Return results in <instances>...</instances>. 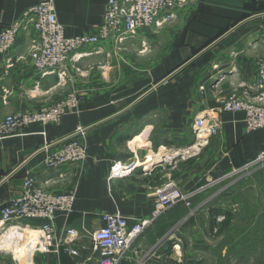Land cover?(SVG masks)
Wrapping results in <instances>:
<instances>
[{
  "label": "crops",
  "instance_id": "obj_1",
  "mask_svg": "<svg viewBox=\"0 0 264 264\" xmlns=\"http://www.w3.org/2000/svg\"><path fill=\"white\" fill-rule=\"evenodd\" d=\"M39 1L0 0V26L12 23ZM106 1L53 0L57 20L68 36L91 32L99 25ZM263 12L264 0H187L175 20L161 27L164 36L152 33L156 28H144L119 49L110 43L88 47L91 53L82 58L81 73L72 75L71 83L79 89L78 111H67L56 123H31L0 137V182L8 177L0 185V206L20 196L29 174L49 192H73L68 219L58 214L54 225L57 230L66 226L78 233L69 244L77 255L63 249L31 251L26 244L33 246L36 233L23 226L25 221L16 224L29 232L24 239L0 241V264H95L89 233L103 226L102 216H149L155 190L169 180L186 191L230 173L221 181L239 190L240 211L248 200L255 205L262 201L263 206L257 204L253 213L264 223V163L232 172L264 151V128L248 131L242 112L219 109V96L242 91L256 77L255 58L264 56V15L243 23L156 86L233 25ZM34 37L31 27L22 29L13 48L0 58V121L14 112H31L56 102L71 85L59 82L55 75L39 77L27 54ZM225 44L226 58L196 70L202 56ZM206 114L219 122L218 132L196 139L193 120ZM78 127L84 129L80 139L86 144L87 157L55 169L44 167L43 159L57 151L61 141L77 134ZM114 163L121 165L117 174L111 171ZM214 194L207 189L195 195L191 207L181 205L174 213L162 214L136 238L124 264H171L172 248L177 252L181 244L190 245L209 261L215 238L212 209L222 201L227 210L226 201L235 196ZM173 216L175 224L190 231L188 241L183 242L187 239L179 230L176 242L172 239L168 227ZM168 245L170 253L165 255ZM203 262L204 257H199L198 263Z\"/></svg>",
  "mask_w": 264,
  "mask_h": 264
},
{
  "label": "built area",
  "instance_id": "obj_2",
  "mask_svg": "<svg viewBox=\"0 0 264 264\" xmlns=\"http://www.w3.org/2000/svg\"><path fill=\"white\" fill-rule=\"evenodd\" d=\"M186 3L187 0H107L99 25L93 27L91 32L68 36L57 20L53 0H40L25 9L12 23L0 26V58L13 48L19 32L31 27L35 37L29 44L27 54L36 73L39 77L55 75L62 83L72 82V75L81 73L79 64L82 58L91 53L86 50L88 47L100 48L102 44L110 43L113 49H119L140 29H158L175 20ZM10 59L6 58V64L10 63ZM243 86L242 91L235 90L227 96H219V109L242 112L248 131L264 128V56L256 61L254 81ZM72 93L52 106L6 115L0 122V137L13 135L31 123H56L67 111H78L80 99ZM218 128L219 122L209 114L195 117L192 123L195 138L201 140L216 134ZM83 131L82 127H78L77 134L66 138L61 142L65 144L43 159V166L55 169L68 162L84 160L87 149L80 139ZM262 163L264 151L232 172L237 173ZM120 169L121 165L114 163L111 171L117 174ZM229 174L186 191L179 189L172 180L167 181L155 190V206L147 217L131 219L117 213L104 214L103 226L89 233L92 251L96 254L95 264H124L136 238L162 214L178 203L191 207L196 194ZM35 181L29 174L20 196L0 206V230L6 224L22 225L21 222L27 221L23 226L36 233L33 246L32 243L26 244V247L32 248L31 251L63 249L77 255V250L69 244L78 233L66 226L57 230L54 225L58 214L64 220L68 219L74 200L73 192L55 194L38 186ZM32 220L36 222L34 225L29 224Z\"/></svg>",
  "mask_w": 264,
  "mask_h": 264
},
{
  "label": "rangeland",
  "instance_id": "obj_3",
  "mask_svg": "<svg viewBox=\"0 0 264 264\" xmlns=\"http://www.w3.org/2000/svg\"><path fill=\"white\" fill-rule=\"evenodd\" d=\"M162 28L154 29L156 32L152 30V33L156 34L157 37L164 36V33L161 30ZM227 45L228 44H225L222 47L218 48L217 50L215 49L202 56V58L197 61L199 65L198 66L199 69L196 70H201L203 68L209 67L217 59L226 58L225 56L226 53L224 52V49L227 48ZM141 49L143 50V47H140L139 50ZM259 58L260 57L257 56L255 60L257 61ZM74 84L75 83H71L70 85L68 81L66 85H70V87L65 90V93L64 95H62L63 97L61 99L57 100L52 104L42 106L37 110L56 104L60 100L65 99L70 92L71 93L73 92L72 95H76L77 98H80L79 89ZM18 112H23V111H18ZM65 143L60 144V147ZM229 187L230 185L224 186L223 181L220 180L212 184L209 188H207L210 189V191L212 190L213 192H215L214 195L216 194L223 196L225 194L229 196L230 194L235 195L233 196L234 198L232 201L230 202L228 200L226 201L228 205L226 208L232 213V218L221 229L220 232L217 233L215 232L216 233L215 238L214 241L212 242L213 247H211V251L209 250L211 255L209 258L210 260L207 261V256H201V254L199 256L198 253L199 251H194V249L191 248L190 245L181 244L178 246L179 250H177V252L174 251V249L172 248V253L170 257H174L175 259L173 260L174 262L171 264H264V226H263L264 223L262 222L263 219L261 217L258 218L257 215L253 213L254 209L257 208L258 206L257 204L260 203L263 206V203L262 201H260L257 202V204L255 205L253 204L254 201L248 200V202L244 203L245 210L240 211V205H241L240 200L239 198L238 199L236 198L237 194L239 193V190L238 189L235 190ZM217 205L218 206H215V208L223 209L225 207L222 204V201L221 202L217 201ZM221 219H222L221 214L216 215L217 222L221 221ZM175 222H176L175 216L171 217L168 227V229H170L169 232H171V234L173 235L172 239L174 240V242H176L175 237L180 236V233L178 236L176 234L178 230L180 232L183 231V237L184 239L185 237L187 239V240H183V242L188 241V237L191 236L190 231L187 229L183 230L185 226L183 228L182 226L179 227L180 223L175 224ZM175 252L176 254H174ZM183 257H185V259L186 257H192V259L190 261H186ZM199 257H204L203 263H198Z\"/></svg>",
  "mask_w": 264,
  "mask_h": 264
},
{
  "label": "water",
  "instance_id": "obj_4",
  "mask_svg": "<svg viewBox=\"0 0 264 264\" xmlns=\"http://www.w3.org/2000/svg\"><path fill=\"white\" fill-rule=\"evenodd\" d=\"M263 13H258L255 15H252L250 17L245 18L244 20L240 21L239 23L233 25L230 29H228L227 31H225L224 33H222L219 37H217L216 39H214L212 42H210L208 45H206L205 47H203L200 51H198L195 55H193L192 57H190L188 60H186L182 65H180L179 67H177L174 71H172L171 73H169L166 77H164L156 86H159L160 84H162L163 82L169 80L170 78H172L176 73H178L180 70H182L184 67H186L187 65H189L191 62H193L195 59H197L198 57H200L202 54H204L206 51H208L209 49H211L214 45H216L218 42H220L223 38H225L227 35H229L233 30H235L236 28H238L240 25H242L243 23L249 21L250 19L259 17V16H263ZM153 90L150 89L149 91H147L145 94H143L140 98H138L136 100L139 101L140 99H142L146 94H148L149 92H151ZM66 140V139H65ZM64 141V140H63ZM62 142V141H61ZM43 149H41L42 151ZM45 150V148H44ZM26 162L22 163L17 169L19 170L20 168H22L24 166ZM11 176V175H9ZM8 177H6L5 179H3V181L0 182V185L7 179Z\"/></svg>",
  "mask_w": 264,
  "mask_h": 264
},
{
  "label": "trees",
  "instance_id": "obj_5",
  "mask_svg": "<svg viewBox=\"0 0 264 264\" xmlns=\"http://www.w3.org/2000/svg\"><path fill=\"white\" fill-rule=\"evenodd\" d=\"M181 205H183L182 203H178V204H176L175 206H173L171 209H169L167 212H166V214H168V213H172V212H174L177 208H179ZM212 210H214L215 211V217H216V215H218V214H221V217H222V219H221V221H219V222H217L216 221V219H213L212 220V227H214L215 228V232L217 233V232H220L221 231V229L231 220V218H232V213L229 211V210H224V209H220V208H213ZM165 214V213H164ZM214 232V233H215ZM215 233V234H216ZM169 253H170V245H168V248L166 249V251H165V255H169Z\"/></svg>",
  "mask_w": 264,
  "mask_h": 264
},
{
  "label": "bare ground",
  "instance_id": "obj_6",
  "mask_svg": "<svg viewBox=\"0 0 264 264\" xmlns=\"http://www.w3.org/2000/svg\"><path fill=\"white\" fill-rule=\"evenodd\" d=\"M28 231L19 225H7L2 228L0 241H8L15 238L24 239L28 235Z\"/></svg>",
  "mask_w": 264,
  "mask_h": 264
}]
</instances>
